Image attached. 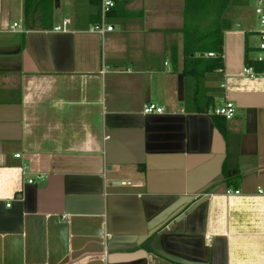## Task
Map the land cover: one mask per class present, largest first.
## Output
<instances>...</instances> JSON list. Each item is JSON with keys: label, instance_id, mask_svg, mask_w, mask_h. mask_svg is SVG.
<instances>
[{"label": "crops", "instance_id": "obj_1", "mask_svg": "<svg viewBox=\"0 0 264 264\" xmlns=\"http://www.w3.org/2000/svg\"><path fill=\"white\" fill-rule=\"evenodd\" d=\"M112 1L99 37L93 0H54L44 26L0 0V264H264L255 0L216 20L223 68L199 78L182 73L195 0ZM226 101L220 130L198 112Z\"/></svg>", "mask_w": 264, "mask_h": 264}, {"label": "trees", "instance_id": "obj_2", "mask_svg": "<svg viewBox=\"0 0 264 264\" xmlns=\"http://www.w3.org/2000/svg\"><path fill=\"white\" fill-rule=\"evenodd\" d=\"M54 0H23V15L25 22L31 25L35 24L36 20L41 25H46L51 18L52 4ZM94 5L98 6V2L93 0ZM197 2V16L208 18L210 21L206 34L200 31V25L196 28L183 29V75H189L199 78L201 75L215 72L223 68L222 64V29L216 24L217 19L228 7L231 0H195ZM36 14H40L39 18ZM110 14V13H109ZM110 15H108L109 17ZM207 52L215 54V58L205 59L203 55ZM197 54V58H190L191 55ZM202 114H208L203 110L198 111ZM219 128L217 118L209 116ZM220 130V128H219Z\"/></svg>", "mask_w": 264, "mask_h": 264}, {"label": "built area", "instance_id": "obj_3", "mask_svg": "<svg viewBox=\"0 0 264 264\" xmlns=\"http://www.w3.org/2000/svg\"><path fill=\"white\" fill-rule=\"evenodd\" d=\"M98 2V22H96L92 27L89 29L90 33L96 34L99 37H104L107 33L113 32L114 27L108 22V15L111 12V10L114 8L115 4L112 0H96ZM259 25L261 27V39L262 43L260 44V55L258 56V61L263 62L264 61V0H255V10H254ZM67 22L63 21L62 26L55 27L53 30L55 32H63L65 33V26ZM13 27H16V24L13 25ZM207 57L209 58H215L214 53H208ZM243 74L248 75L249 77H254V72L251 68L246 67L243 70ZM164 109L157 107L153 104L147 105L143 108L142 113L145 115H151V114H161L163 113ZM208 115L215 116V117H221L225 120H231L235 116V106L232 102L226 101L223 104H221L218 107L213 108L211 111L208 112ZM16 158H19L20 155L16 154ZM43 175H38L35 180L30 179L28 181L29 184H33L36 180H43ZM259 194H262V191H258ZM234 194H239L238 191H235ZM225 195L229 196L231 195V191H226ZM6 207L9 208L10 204H6Z\"/></svg>", "mask_w": 264, "mask_h": 264}, {"label": "rangeland", "instance_id": "obj_4", "mask_svg": "<svg viewBox=\"0 0 264 264\" xmlns=\"http://www.w3.org/2000/svg\"><path fill=\"white\" fill-rule=\"evenodd\" d=\"M253 3H254V2L249 1V5H250V6H252ZM230 4H231V2H230ZM198 23H199V25L201 24V26H202V27L200 28V31H201L202 33L205 32L204 34L208 33V32H207L208 27L206 26V18L201 17L200 20L198 21ZM221 28H222V27H221ZM221 28H220V29H221Z\"/></svg>", "mask_w": 264, "mask_h": 264}, {"label": "water", "instance_id": "obj_5", "mask_svg": "<svg viewBox=\"0 0 264 264\" xmlns=\"http://www.w3.org/2000/svg\"><path fill=\"white\" fill-rule=\"evenodd\" d=\"M182 94V89H181V86L179 87V95L181 96Z\"/></svg>", "mask_w": 264, "mask_h": 264}]
</instances>
